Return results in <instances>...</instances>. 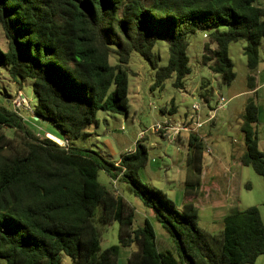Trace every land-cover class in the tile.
<instances>
[{
	"label": "trees",
	"instance_id": "obj_1",
	"mask_svg": "<svg viewBox=\"0 0 264 264\" xmlns=\"http://www.w3.org/2000/svg\"><path fill=\"white\" fill-rule=\"evenodd\" d=\"M197 32L207 38L201 63L223 86L236 80L230 46L246 43L247 84L254 89L264 60L259 0H0V66L19 86L31 81L35 117L65 140H78L88 136L99 112L129 116L127 66L133 54L154 70L152 90L172 79L183 90L193 72L189 39ZM160 40L168 48L166 66L155 52ZM208 85L200 90L206 103L213 95L203 92ZM258 115L249 100L241 115L246 152L240 162L264 181ZM175 143L188 148L180 209L163 190L140 182L149 161L141 142L115 164L97 151L40 136L18 112L0 104V260L63 264L68 257L73 264H119L122 251L130 249L127 264H255L264 255L259 208L231 211L218 233L200 226L192 199L201 187L205 142L190 133L187 139L178 135ZM100 171L153 211L169 243L158 239L148 219L134 229L135 209L98 181ZM116 222L119 244L102 250L103 230Z\"/></svg>",
	"mask_w": 264,
	"mask_h": 264
},
{
	"label": "rangeland",
	"instance_id": "obj_2",
	"mask_svg": "<svg viewBox=\"0 0 264 264\" xmlns=\"http://www.w3.org/2000/svg\"><path fill=\"white\" fill-rule=\"evenodd\" d=\"M259 3L264 6V0H259ZM189 40V64L193 72L186 79V85L183 90L173 87L174 79L167 81L162 88L152 90L155 81L154 70L149 62L138 54H133L127 66L130 73L129 116L99 112L97 114V124H94L88 130V136L81 137L78 140H65L60 131L37 119L34 115L37 99L34 96L31 81L19 86L17 82H14L9 77L6 69L1 66L0 104L7 105L18 112L27 125L40 136L51 138L49 135H52L64 141L60 139L59 142L56 141L60 145H64L67 142L68 145H73L77 148L97 151L107 161L115 164L120 162L122 155L134 152L136 144L141 142L148 150L149 161L146 168L139 172L140 182L161 189L166 194L171 195L172 190L180 189V178L186 173L188 148L187 145H178L172 141L171 137L162 138L160 134L155 132L156 127H164L168 123L175 125L183 122L182 120H184L186 114H195V105L200 107L198 112L199 122L203 123L208 119L209 106L214 108L219 99L223 97L226 100H230L228 105L229 112L224 118L227 121L221 122L217 127L211 126L207 130L203 129V131L207 132L203 134L206 149L212 150L215 156H218L220 160L222 159L223 165L221 168H224V166H229V163H232V154H237L240 148L245 147L241 129L239 128L240 121L235 117L233 109L237 105L244 104L246 98L239 96L235 100L232 99L244 92L247 83L249 70L247 59L244 55L246 43L239 42L230 46V58L234 64L236 80L229 87L223 86L219 76L210 72L201 63L203 46L207 42L206 35L202 32H197L192 34ZM1 43L4 45L3 41ZM155 52L161 57L160 65L166 66L169 56L167 45L163 40L159 41ZM260 55L262 58L264 57V39ZM116 63L117 58L112 56L110 64L115 65ZM207 82L210 85L203 92L213 91L209 103H206L200 96L201 87ZM173 109L174 112L171 113ZM163 110L167 111L164 113L162 112ZM200 132L202 134V130ZM7 134L12 136L13 131L8 129ZM182 134L190 133L182 132ZM221 162H215L211 155L205 151L204 169L213 173ZM247 169L254 178L252 181L253 190L251 192L244 190V194H248L250 200L245 203L244 206L247 207H243V209L257 202L260 203L264 199L263 179L252 168L247 167ZM98 181L107 188L114 190L117 195L123 196L135 209L134 229L141 227L145 220L148 219L154 227L159 240L167 242L170 240L161 224L154 218L153 211L144 208L142 202L126 188L125 184L118 182L114 185L115 183L103 171L98 173ZM178 208L180 209L181 207ZM208 220L207 215L203 214L199 224L207 226L212 232L216 233L219 230L217 229L218 227L213 224L208 225L209 223H206ZM118 244L119 225L116 222L104 228L101 249L105 250ZM124 258L125 250L122 251L120 264H125ZM0 264H5V262L0 260ZM63 264H73V262L70 258L64 257ZM255 264H264V255L260 256Z\"/></svg>",
	"mask_w": 264,
	"mask_h": 264
},
{
	"label": "crops",
	"instance_id": "obj_3",
	"mask_svg": "<svg viewBox=\"0 0 264 264\" xmlns=\"http://www.w3.org/2000/svg\"><path fill=\"white\" fill-rule=\"evenodd\" d=\"M254 89L250 90L248 88V84L246 83L244 92L233 97L232 100L237 99L239 96H244L245 103L235 106L234 114L240 121L239 128L242 127L241 115L246 107V104L249 100H253L259 108L258 122L255 125V130L258 136V146L259 150L264 154V60L260 63L256 75V79L254 82ZM230 87V86H229ZM222 107L220 104H222ZM230 100H226L221 97L219 101L216 103L214 108L210 107V113L208 114V119L205 122L201 123L200 129L195 133L204 139V135L207 132L203 129L210 128L211 126H218L221 122L227 121L224 118L227 116L229 112L228 105ZM232 108V107H231ZM226 110V111H225ZM231 110V109H230ZM192 114L188 113L185 115L183 122L181 123H189L190 116ZM212 118V119H211ZM178 123V124H181ZM170 124V123H169ZM174 125V124H171ZM190 126L194 127V123H191ZM202 130V134L201 131ZM186 133V132H184ZM242 133V131H241ZM184 139H187L189 134H181ZM51 139L59 142V139L55 136L49 135ZM243 136V133H242ZM162 137V136H161ZM163 138V137H162ZM244 140V136L242 138ZM245 143V141H244ZM186 145V144H185ZM206 151L211 155L215 162L222 161L218 156L213 154L212 150L206 149ZM188 152V149H187ZM246 152V146L244 148H240L237 154H232L231 159L232 163H229V166H224L223 162L219 166L215 168V172L203 169L202 177H201V187L199 194L192 199L194 204L196 205L199 212V221L201 222L202 215L205 214L208 217V225H216L219 229L216 233L220 232L223 226L224 218L233 210H245L243 207L247 201L250 200L248 194H244V190L247 192H251L253 190V177L251 173L248 171L247 167L243 166L240 162L241 157ZM225 164V163H224ZM225 171H224V170ZM186 179V173L183 177L180 178L179 184H181L179 190H172L170 198L174 200L178 207H181L186 199L184 195V184ZM244 197V199H243ZM245 200V202H244ZM257 206L260 210L262 220L264 222V199L262 202H257L249 207ZM248 207V208H249ZM206 217V216H205ZM201 226V225H200ZM204 229L212 232L207 226H202ZM124 251V250H123ZM131 253V250H125V258L123 261L127 262L128 257ZM120 264V263H119Z\"/></svg>",
	"mask_w": 264,
	"mask_h": 264
},
{
	"label": "built area",
	"instance_id": "obj_4",
	"mask_svg": "<svg viewBox=\"0 0 264 264\" xmlns=\"http://www.w3.org/2000/svg\"><path fill=\"white\" fill-rule=\"evenodd\" d=\"M222 105L223 103L220 104L221 107ZM194 109H195L194 111L195 114H192L190 116L189 123H181V124H175V125H171L168 123L164 127L163 126L156 127L155 132L160 134L163 138L171 137L172 141L174 142L176 141V137L182 134V132H186V133L187 132L188 133L197 132L201 127V123L199 122V115H198L200 107L198 105H195ZM191 123H194V127L190 126Z\"/></svg>",
	"mask_w": 264,
	"mask_h": 264
},
{
	"label": "water",
	"instance_id": "obj_5",
	"mask_svg": "<svg viewBox=\"0 0 264 264\" xmlns=\"http://www.w3.org/2000/svg\"><path fill=\"white\" fill-rule=\"evenodd\" d=\"M37 118V117H36ZM37 119H39V118H37Z\"/></svg>",
	"mask_w": 264,
	"mask_h": 264
}]
</instances>
